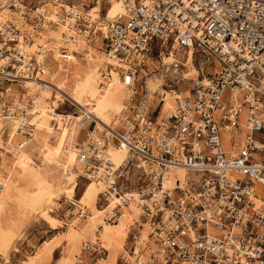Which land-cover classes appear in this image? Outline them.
I'll return each mask as SVG.
<instances>
[{
  "label": "built area",
  "instance_id": "1",
  "mask_svg": "<svg viewBox=\"0 0 264 264\" xmlns=\"http://www.w3.org/2000/svg\"><path fill=\"white\" fill-rule=\"evenodd\" d=\"M43 1L0 0V120L17 124L12 136L16 149L26 147L34 132L37 97L26 91L24 79L40 80L45 67L28 46L33 33L54 24L42 12L33 15ZM120 1L125 13L109 21L104 52L116 60L107 68L119 72L131 93L128 106L110 134L76 145L80 176L103 181L114 176L110 189L125 202L137 187L144 216L155 224L150 237L156 248L149 259L122 256L121 264H264V0ZM52 3L62 7L71 30L88 31L86 37L92 28L96 32L84 15L85 2L81 9L67 0ZM4 10L9 13L2 19ZM25 24L32 30H23ZM191 49L200 64L197 78L183 74ZM164 56L174 60L168 64ZM163 69L165 88L192 85L168 115H161L160 93L154 116L152 104H144L146 79ZM46 84L41 81L42 87ZM77 115L95 126L85 112ZM239 131L244 138L237 145ZM2 137L11 139L9 127ZM112 142L129 153L119 167L109 151ZM134 161L145 164L131 185ZM180 165L187 170L184 185L177 179L173 188L164 189L165 173ZM84 249L102 253L91 244ZM0 264L6 262L0 259Z\"/></svg>",
  "mask_w": 264,
  "mask_h": 264
},
{
  "label": "rangeland",
  "instance_id": "2",
  "mask_svg": "<svg viewBox=\"0 0 264 264\" xmlns=\"http://www.w3.org/2000/svg\"><path fill=\"white\" fill-rule=\"evenodd\" d=\"M34 1V0H32ZM86 4H88L85 9H83L84 12H88L89 14L94 13L91 10L89 11L90 7L94 5L95 0H82ZM81 1V2H82ZM52 0H44V6L41 4H37L39 6L38 12H42L44 15V19H50V21H53L54 24L51 26V28H42L38 29L37 33H33V43H31L28 47H33V50L35 52L39 53L38 60H41L42 53H44V60H45V67L46 70V77L50 76H56L61 71L60 76V82L64 83L68 80H76V84L78 86V83H81V87H83L91 78L89 76V72L91 71L93 67V63L95 61V58L98 54L104 53V44H105V36L102 32V29L99 28L94 32V28H92V31L90 32L89 36L86 37L88 34V31H84L82 36L79 32L74 31H66L64 30L63 26L66 24L67 19L64 17V10L61 6H54L52 4ZM67 2H73L75 4L81 3L78 0H67ZM48 4V5H47ZM47 5V6H46ZM110 4L104 1L102 7H101V15L103 17V20L99 21H105L107 22V19L111 16L112 11L109 10ZM115 6V4H114ZM82 7V6H81ZM56 12V13H55ZM9 11L4 10L1 13V18H6L8 16ZM55 13V14H54ZM37 13L35 12L33 15L35 16ZM100 15V14H99ZM56 16V19H53V17ZM96 23H92L93 27L96 26ZM48 27V26H47ZM31 26L25 24L23 26V30H30ZM32 30V28H31ZM86 30H89L86 28ZM47 37L51 39L49 47V51L47 49L42 48V46L37 45L35 42L34 36H40V34L44 33ZM61 36V37H60ZM70 39L76 41L80 48L85 49V47L88 44V51L85 53L84 50H76L73 51L72 54L68 55L67 53H63L61 47L65 46L68 49L72 48L69 43ZM86 47V48H87ZM91 47V48H90ZM46 50V51H45ZM70 51V50H69ZM61 54V55H60ZM86 54L88 57V63H86ZM71 60L77 61L78 64L73 63ZM196 67H199V61L194 62ZM87 68V69H86ZM110 68H107V66L102 70L103 74L107 76V71ZM114 69V68H111ZM207 69L212 70L213 69V63H210L207 65ZM88 70V71H87ZM117 73V76L122 81L121 76L119 72L114 69ZM105 71V72H104ZM165 72L164 69L160 72L154 73L147 77H153L155 75L162 76V84L159 88L156 89V91H159L161 93H164V90H172L177 89L175 86H166L164 87L165 83ZM103 75V76H104ZM146 79V93H145V102L144 104H147L151 101V99L155 98V92L150 93L148 89ZM59 82V81H58ZM86 82V83H85ZM190 82V81H188ZM93 93H96V95H99L101 93L102 88L104 87L103 84L93 83ZM60 86V85H59ZM72 87V86H71ZM70 87V91L66 90L67 93L71 94L73 89ZM173 87V88H170ZM81 89V88H79ZM184 90V89H183ZM181 90V91H183ZM74 91H77L75 89ZM39 92V91H38ZM141 93V92H140ZM143 94V93H142ZM60 96L56 91L53 89H48L47 91V100H49V104H53L54 101H56V98ZM61 97V96H60ZM95 97V96H94ZM49 98V99H48ZM93 97H91L92 99ZM149 99V100H148ZM152 99V100H153ZM62 102L60 101L56 103V111L54 112L56 115V112H63L65 114H78L79 109L77 106L73 104L71 100L64 99L61 97ZM126 104H128V100H125ZM121 108L112 109L109 111V113L104 112V122L110 126L113 127L117 120L116 118V112ZM157 106L155 107L154 114L157 112ZM48 110V109H47ZM53 110V109H52ZM52 111L49 110L48 113ZM248 109H244V113L241 115V120L246 119ZM54 114V115H55ZM47 115V114H46ZM51 115V114H50ZM48 115L49 117H52L48 119L49 121H46L45 124H49V122H53L54 115ZM60 117V116H59ZM47 120V119H46ZM80 126V125H79ZM93 128V124L88 126V130H82V132H89L90 129ZM49 129V128H48ZM48 129H46V134L43 132H39V144L38 148L33 150L31 153L28 150V146L26 147V151L29 152L32 156V158L35 160L37 164L42 163V143L47 137ZM106 132V134H110V131L105 128L102 131ZM81 135V134H80ZM80 135L77 137V142L80 140ZM86 135V134H85ZM237 140V145L240 144V142L244 138L243 131H239L238 134L235 136ZM86 139V136H85ZM84 139V140H85ZM227 142L229 143L230 134L225 138ZM113 148L118 150V146L114 145L112 142ZM37 145V144H36ZM37 151V152H35ZM140 161H134L132 168L134 169L133 172H135L132 180L131 185H135V175L140 173L141 170H138V164ZM135 166L138 168H135ZM39 169V166L36 167L35 171ZM114 179V178H113ZM40 184L39 179L36 177V175H33L32 179H28L26 183L15 190L14 195L10 198V205L6 213L4 214V224L7 228H9L12 231V240L10 241L9 247H8V257L10 259V264H51L52 258L54 256L55 251L58 247H62L60 252L55 253V259H58L62 256L64 253V239L68 233V230L72 221L75 222V227L73 231H70V235L74 238V243L72 245L71 253L73 255L72 260L69 264H84V254L87 252V250L84 249V245L86 243H96L100 245V247L105 251L102 250L101 255H96L95 253L92 254V259L94 257V260L92 261V264H102L104 259L108 258L110 256V252L106 250V246L108 245V234L114 233L115 236H117L123 245L120 249H122L125 245V250H121L119 253V250L116 252L115 256V262L114 264H121L120 258L122 256H126L129 260H136V251L138 249V246L143 242L146 232L149 229L148 226V219L143 223L141 220L142 214L145 213V211H138L134 205L131 209V214L128 216V218L125 217L124 214H122L119 209L117 208L116 211L118 212L116 220H109V216L112 215V212L110 214V210L105 211L106 207L116 200L115 195L108 190H105L102 188L101 183H91L87 179L78 177L77 181L70 187V198L66 197L65 195H62L60 199V204L55 209H50L48 206L43 204V198L45 196V189L42 188V190L39 192L40 197L42 199H37L36 193L38 192V186ZM110 186V185H109ZM108 187V186H107ZM133 192L131 199L133 200L135 198L136 193L138 191L134 188L131 190ZM128 191V193H131ZM88 203V204H85ZM74 209H77L74 211ZM84 211V212H82ZM100 213L104 220L102 222L94 221L92 223H89V215L93 213ZM106 214H105V213ZM84 214V216H81ZM88 214V215H87ZM109 214V215H108ZM86 220V221H85ZM86 222V223H85ZM147 223V224H146ZM97 224H101L97 225ZM103 224V225H102ZM109 224L108 228L106 226ZM95 226V227H94ZM82 227L86 228L84 231V235L76 236V229H82ZM94 227L93 232L89 234L90 229ZM135 227V228H134ZM137 229L133 233H136L135 238L133 236L128 237L129 233L133 230ZM132 233V232H131ZM130 233V235H131ZM126 234V237H125ZM119 235V236H118ZM90 237V239H87V237ZM101 243H100V240ZM83 242L81 248V252L79 254V259L82 261L79 262L77 260V254L80 250L79 246ZM131 246H135V251H132L133 248ZM153 250V249H152ZM147 255L141 257L142 259H146L149 257L150 250H147ZM151 252V251H150ZM144 254V253H143ZM4 260V259H3ZM90 260V259H89ZM120 260V261H119ZM56 261V262H57ZM83 262V263H82Z\"/></svg>",
  "mask_w": 264,
  "mask_h": 264
},
{
  "label": "bare ground",
  "instance_id": "3",
  "mask_svg": "<svg viewBox=\"0 0 264 264\" xmlns=\"http://www.w3.org/2000/svg\"><path fill=\"white\" fill-rule=\"evenodd\" d=\"M78 1L81 2L82 0ZM104 1L105 0H95L94 5H92L89 9V11H94V13L89 14L86 11L84 14L88 21L91 22V24L96 23V21H98V23L96 24V30L101 28L103 33L106 32V28L108 26L109 21L119 20L125 13L124 5L120 0H106V2L110 4L109 10L112 11V13L111 16L107 19V22H104L105 19L104 21H99L100 19L103 20L102 15L99 14H102L101 7ZM49 4L56 6L51 2ZM76 5L80 9L82 8L81 3H77ZM38 10L39 7L36 10V13L38 12ZM50 19L48 18L46 19V21H50ZM47 26L49 29L51 28V26ZM63 28L66 31H74L69 28L67 21ZM81 34L84 37L83 33ZM47 38L48 37H46V39ZM28 50L29 53H33L37 58L39 57V53L35 52L33 50V47H28ZM72 53L73 51H68L67 54L70 55ZM163 59L168 64H170L174 60V58L170 56H164ZM115 62L116 60L114 58H109L104 53L98 54L93 63V67L89 72V76L91 79L87 83L85 82L86 84L81 89L77 90L72 94L66 93L62 89V87L53 83L50 77H46V75H44L46 73L45 69H43L44 72L40 75V80L47 82L45 87H42L40 80L31 78L24 79V86L26 88V91H28L29 94H35L37 97L33 108L34 116L31 119V123L34 124V132L32 140L28 145L32 144L33 142H35V140L39 138V132H43L46 134V129L49 128L47 132V137L41 145V164H37L35 162L31 154L24 149L25 147H23L22 149L15 148L14 143L12 142V136L13 130L15 129L17 124L9 120H0V259H4L3 261H5L6 264H10V259L8 257V247L10 241L12 240V231L5 226L3 218L4 214L9 208L10 198L12 195H14L15 190L19 187H22L28 179H32L33 175H36V177L40 181V184L37 188L38 192L36 193L37 199H42V197H40L39 192L42 190V188H44L46 193L43 198V204L48 206L50 209H55L59 206V201L62 195H65L67 198H70V187L77 181L78 177H81L80 174L82 173V165L78 159V148L76 142L77 137H79L82 129L88 128L91 121L85 120L82 122L81 117L76 114L61 115L59 118L55 119V121H53V123L49 126L45 124L47 117H39L37 120V115L42 114L43 103L46 99V97L44 96L46 94V91L50 87L56 88L59 92H61L63 97H66L67 99L71 100L80 111L85 112L86 115L90 117V119L96 121L95 126L90 129L89 132H87V137L85 140H83L85 141V143H88L91 138H98L99 136H101L102 131L105 128H107L111 132V127L104 122V112H109L110 110L116 109L118 107L125 108L124 110H126L128 106V104L125 103V100L129 101L131 93L128 92L123 81L119 79L116 71L114 69H108L106 76L101 70L102 68L104 69L109 63ZM184 64L186 65V68L183 71L184 76L186 78H197V76L200 74V70L194 64L193 49L189 50L188 56L184 60ZM164 71L166 70L164 69ZM162 79L163 75H155L147 79L148 89L150 93H153L154 91H156L157 88L161 86ZM71 82L74 83L73 80L66 81V85L68 86ZM93 83L104 85L99 95L93 93ZM188 94V89H185L183 91H179L177 89L164 90V103L161 108V115L163 116L170 114L174 109L176 99L179 97L187 96ZM91 97L93 98L91 99ZM124 110L119 109L116 112L115 119L117 120V124ZM50 114L54 115L53 113ZM8 127L11 139L6 142L2 137V131L5 128L8 129ZM224 135L225 138H227V136H229V133L225 132ZM4 147L6 150L1 149ZM8 150H11L13 152L12 156L7 155ZM109 151L112 155V160L115 163L116 167H119L121 164H124L128 159L129 153L127 148L124 146H118V150H111L109 148ZM143 164L145 163L143 161H140L138 166L141 167ZM37 166H39V169L35 171ZM135 168L137 167L135 166ZM140 173L135 175L134 184H137V177ZM113 178L114 176H111L107 181L87 179L91 183H101L103 189L111 191L115 195L116 200L111 202L106 207L105 211L110 210V214L111 212L112 214L115 212L118 215V212L116 211V209L118 208L119 211L124 214L126 218H128V216L131 214V209L133 205L138 211H144L143 207L141 206L138 200V188L135 187V189L138 191V193H136L135 195V198L133 200L131 198L130 200L127 199V201H129L125 202L123 198L116 195V193L110 189L109 185H111V183L113 182ZM186 178L187 170L184 168V166L180 165L177 167H171L165 173V179L163 184L164 189L173 188L176 184L177 179H180V186H183L186 181ZM253 200L255 201L257 206L261 204V201L258 198H254ZM76 210L77 209H74V211ZM81 216H84V214H82ZM88 218L90 220L89 223H92L94 221L102 222L104 220L103 216L97 212L89 215ZM116 218L117 216L114 220H116ZM108 226L109 224L106 226V228H108ZM148 226L149 229L146 232V236L143 242L138 246V249L136 251V256L140 257L142 261H146L150 257L149 256L146 259L141 258L142 256L144 258V256L147 255V250L152 251V249L154 250L156 248L153 240L150 237V233L154 230L155 226L151 219H148ZM85 230L86 228L84 227H82V229H76V236L79 237L81 235H84ZM134 231H136V233L138 232L137 229L133 230L131 236H133V234H136L133 233ZM74 238L75 237H72L68 231L64 239V253L58 259L56 264H69L71 262L73 257L71 250L72 245L74 243ZM107 240L108 245L106 246V250L110 252V256L104 259L102 264H114L116 252L118 251V249L121 248L123 243L117 236L114 235V233H109ZM87 244L98 246V248L103 250L100 245L96 244L95 242L86 243L84 245V248ZM124 257L128 259L126 256Z\"/></svg>",
  "mask_w": 264,
  "mask_h": 264
},
{
  "label": "crops",
  "instance_id": "4",
  "mask_svg": "<svg viewBox=\"0 0 264 264\" xmlns=\"http://www.w3.org/2000/svg\"><path fill=\"white\" fill-rule=\"evenodd\" d=\"M103 5V4H102ZM110 9V8H109ZM56 13V12H55ZM54 13V14H55ZM101 15V14H100ZM53 19H56V16L55 17H53ZM45 34V32L44 33H42V34H40L39 33V35L40 36H34L35 37V43L37 44V45H40V46H42V44H44L43 45V47L42 48H44V49H47V51H49L48 49H49V45H50V41H51V39L48 37L47 39H46V35H44ZM71 41H70V43H69V45L72 47V48H69V50L72 52V51H76V50H84L85 51V53L88 51V44H87V48L85 47V49H82V48H80V46H79V44L76 42V41H74V40H72V39H70ZM105 45V44H104ZM91 48V47H90ZM46 51V50H45ZM61 55V54H60ZM42 58H41V60H44V53H42V56H41ZM86 62H85V65H86V63H88V57H87V54H86ZM73 63H75V64H78L77 63V61H74V60H71ZM197 68H199V67H197ZM43 69H44V67H43ZM87 69V68H86ZM200 69V68H199ZM88 71V70H87ZM208 71H212V70H210V69H208ZM60 76H61V71L59 72V74H57V78H56V76L54 75V76H50V79H51V81L53 82V83H55V84H57V85H60V87H62V89L66 92V90H69L70 89V87L73 89V91H72V93H74V92H76V91H74L75 89H77V90H79V88H82L81 87V85L80 84H82V82L81 83H78V86H77V84H76V80H73L74 81V83H69V85L67 86L66 85V82H64V83H62V82H60ZM59 81V82H58ZM165 83H166V80H165ZM94 85V84H93ZM191 85H192V82H182L181 84H178V85H176L175 87L177 88V90H179V91H181V90H185V89H189L190 87H191ZM48 89H53L54 91H56L61 97H63L62 96V94H61V92H59L56 88H54V87H50V88H48ZM48 91V90H47ZM47 91H46V94L44 95L45 97H46V99H45V101H44V103H43V107H42V114H38L37 116V120H38V118L39 117H47V120L46 121H49L48 119H50V118H52V117H49L48 115H50V113L51 112H49L48 113V111L49 110H51L52 111V113L53 114H55L54 112L56 111V103H58L59 101H60V103L62 102V100H61V97L60 96H58L57 98H56V101H54V103L53 104H49V100H47ZM70 91V90H69ZM155 92V91H154ZM67 93V92H66ZM71 93V94H72ZM160 93L161 92H159V91H156L155 92V95H156V97L152 100L151 99V101H150V103L152 104V110H154L155 109V107L156 106H158V105H160V99H159V96H160ZM69 94V93H68ZM64 99H67L66 97H63ZM49 99V98H48ZM67 100H69V99H67ZM118 108H121V107H118ZM48 109V110H47ZM53 109V110H52ZM124 110L125 108H121V110ZM158 109H159V107H158ZM157 109V110H158ZM55 110V111H54ZM57 113V115L55 114L54 115V121H55V119H57V118H59V116H61V115H66L65 113H63V112H56ZM106 113H109V112H106ZM47 114V115H46ZM154 114V113H153ZM43 115V116H42ZM52 115V114H51ZM50 115V116H51ZM158 115V112H156V114H154V116H157ZM53 122L51 121V122H49V124H47V126H49L50 124H52ZM117 124V123H116ZM80 125V124H79ZM90 125V124H89ZM94 125V124H93ZM46 126V127H47ZM83 131L84 130H88L87 128H85V129H82ZM81 135H80V140L81 141H83L84 139H85V134H87V133H85V132H82V133H80ZM37 144V145H36ZM38 144H39V140L37 139V140H35V142H33L32 144H30V145H28V150L30 151V153L33 151V150H35L36 148H38ZM112 147H113V144H111L110 143V145H109V148L110 149H112ZM25 150H26V147L24 148ZM113 149H115V148H113ZM35 152H37V151H35ZM138 166V165H137ZM139 167V166H138ZM141 221L144 223L145 221H146V218H145V216H144V214H142V216H141ZM86 221V220H85ZM75 222L76 221H72V223H71V225H70V227H69V229H67L68 231H69V233H70V231L72 232L73 231V229H74V227H75ZM86 223V222H85ZM97 225H100L101 226V224H97ZM95 227V226H94ZM94 227H92L91 229H90V232H89V234L88 235H90V233H92L93 232V229H94ZM102 227V226H101ZM135 228V227H134ZM134 228H133V230H134ZM132 230V231H133ZM131 231V232H132ZM130 232V233H131ZM130 233H129V235H128V237H131V235H130ZM87 237V239H90V237H88V236H86ZM125 237H126V234H125ZM127 238V237H126ZM99 240H100V238H99ZM100 243H101V240H100ZM82 244H83V242L80 244V246H79V248L80 247H82ZM126 245V244H125ZM125 245H124V247L122 248V249H120L119 250V253H120V251L121 250H124L125 252H126V250H125ZM61 249H62V247L60 246V247H58L57 248V250L55 251V253L56 252H60L61 251ZM104 251V250H103ZM80 252H81V248H80V250H79V252H78V254H77V260L76 261H78L79 260V262H81L82 260L81 259H79V254H80ZM105 252V251H104ZM55 253H54V256H53V258H52V262H51V264H56V261H57V259H55ZM126 253H128V252H126ZM92 254H93V252H91V251H87V252H85V254H84V259H83V262H85L84 264H92V261L94 260V257H93V259H92ZM90 259V260H89ZM91 259H92V261H91ZM120 261V260H119ZM82 262V263H83ZM76 264H77V262H76ZM81 264V263H80Z\"/></svg>",
  "mask_w": 264,
  "mask_h": 264
}]
</instances>
